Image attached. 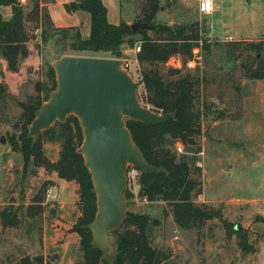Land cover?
I'll list each match as a JSON object with an SVG mask.
<instances>
[{
    "label": "rangeland",
    "instance_id": "rangeland-1",
    "mask_svg": "<svg viewBox=\"0 0 264 264\" xmlns=\"http://www.w3.org/2000/svg\"><path fill=\"white\" fill-rule=\"evenodd\" d=\"M63 1L54 0L53 4V9L62 14ZM200 1L157 0L158 12L154 18L155 24L171 28L180 25L185 30L192 26L210 43L208 53L200 52L196 68L189 66L182 71V75L190 73L202 79L195 88L194 99V110L201 115V135L196 139L199 153L195 164L200 171L194 174L199 181V192L193 195L192 201L196 206L220 209L223 218L236 230L240 228L247 233L254 252L243 253L236 235L228 238L224 226L216 219L198 228H179L166 203H142L138 191L128 187L125 211L149 218V242L162 253L161 264H264V79H246L241 67L243 63L248 68H256L254 59L262 58V54L255 56L244 44L239 48L226 46L234 41L264 40V0H212L210 15L200 13ZM148 2L121 0L122 21L130 27L139 24L137 21ZM18 3L29 13L32 0H18ZM9 14L8 6L0 7L2 19H8ZM34 26L32 20L25 23L30 38L26 46L28 55L18 61L15 72L7 68L0 56V81L7 92L0 113L3 141L0 142V212L4 208L15 211L18 220L15 227L4 228L0 223V264H16L23 256L42 257L43 264H79L83 261L79 236L71 230L80 214L77 185L75 208L71 197L63 199V207L54 194V200H47L48 192L43 184L49 181L46 179L52 171L30 167L22 176L20 154L8 144L9 137L19 133V103L43 94L44 88L49 87L47 70L55 60L77 54L70 50L73 32L65 35L43 26L47 32L43 41L40 30L33 29ZM138 46L136 43L135 47ZM135 47L125 48L119 60L134 61ZM181 62L180 58L173 57L167 66L181 67ZM159 69L168 77L167 67L161 65ZM140 72L138 65L136 73L140 75ZM137 95L140 103L150 108L145 104L142 84ZM218 113L220 119L216 118ZM51 127L52 133L58 132L56 126ZM39 139L45 158L56 162L61 140L49 133L40 135ZM175 147L177 154H182L183 147L179 144ZM33 197L41 198L42 211L29 218L24 211Z\"/></svg>",
    "mask_w": 264,
    "mask_h": 264
},
{
    "label": "trees",
    "instance_id": "trees-1",
    "mask_svg": "<svg viewBox=\"0 0 264 264\" xmlns=\"http://www.w3.org/2000/svg\"><path fill=\"white\" fill-rule=\"evenodd\" d=\"M44 2L32 0L29 13H25L18 0H0V7L8 6L10 9L7 20L0 17V56L5 60L7 68L15 72L18 61L28 55L26 46L30 38L25 23L29 20L35 24L33 29L40 30L43 41L47 36L43 26L65 35L73 32L70 50L77 53L74 56L119 59L125 48L133 49L136 43H139L140 51L136 54V60L141 68L140 84L143 86L145 104L155 113H174L175 117L165 124L155 125L125 121L134 144L147 164L164 169L159 174L141 172L138 179V197H145L148 203H166L171 208L174 224L184 230L198 228L206 221L216 219L224 226L228 238L236 235L238 247L243 253H253L254 248L248 243L247 233L240 228L236 230L232 223L223 218L220 209L209 205L196 206L192 201L193 195L199 192V181L194 174L200 171V167L195 164L196 154L199 153L196 139L201 135V115L194 110V99L195 88L202 79L194 78L190 73L182 75V71L189 66L196 68L200 52L210 51L208 40L203 39L199 30L193 29L192 26L174 31L173 27L155 24L157 0H149L141 19L137 21L139 24H145L146 28H137L135 31L123 21L118 25L110 24L107 20V10L101 0H76L65 4L67 13L81 9L90 15V34L87 39H82L76 27L55 28L47 9L42 6ZM136 36H139V39H136ZM242 44L255 56L262 54L260 59L255 57L257 66L254 69L241 64L244 77L249 80H263L264 40L234 41L226 46L239 48ZM173 57L181 59V67L167 66ZM229 60L232 61L230 58ZM161 65L167 67L168 77L161 74ZM47 75L50 85L44 88L43 94L38 93L35 98H28L27 102L19 103V133L17 136L12 134L8 144L12 151L20 154L22 176L30 167L44 168L46 171L55 172L59 179L77 185L80 214L71 230L79 236L83 256V261L79 264H99L103 252L90 246L91 233L83 229L93 221L97 208L96 197L92 193L91 176L84 166L83 157L76 152L83 141L78 119L72 115L68 116L64 123L55 122L52 125L57 127L58 132L55 131V134L52 133V127L41 133L53 134L61 140L56 162L45 158L40 139L33 142L32 139L26 138L27 127L36 110L47 101L49 94L56 87L55 73L51 66H48ZM6 97L5 85L0 81V113ZM216 118L220 119L221 115ZM177 144L183 147L182 154H177ZM188 154L192 155L188 157ZM50 184L51 182L46 181L43 186L47 190ZM41 202L40 197H33L32 202L25 208V216L31 218L40 213ZM0 223L4 228L17 226L16 212L4 208L0 212ZM150 223L149 218L144 215L126 213L122 226L114 232L118 254L111 260L105 259L103 264H161L162 253L153 249L149 242ZM16 264H43V260L42 257L23 256Z\"/></svg>",
    "mask_w": 264,
    "mask_h": 264
},
{
    "label": "water",
    "instance_id": "water-1",
    "mask_svg": "<svg viewBox=\"0 0 264 264\" xmlns=\"http://www.w3.org/2000/svg\"><path fill=\"white\" fill-rule=\"evenodd\" d=\"M146 28L145 24L131 30ZM183 26L173 25L174 31ZM56 87L42 103L27 127V139L38 141L41 133L68 116L78 119L83 141L76 151L83 157L96 197L97 212L84 226L91 233L90 246L103 252L99 264L115 257L117 231L126 219L125 191L128 166L145 174H159L162 167L150 166L134 144L126 120L145 125L165 124L174 113L158 114L144 107L137 92L140 82L122 69V61L112 58L62 56L51 66ZM2 143V139H0Z\"/></svg>",
    "mask_w": 264,
    "mask_h": 264
},
{
    "label": "crops",
    "instance_id": "crops-1",
    "mask_svg": "<svg viewBox=\"0 0 264 264\" xmlns=\"http://www.w3.org/2000/svg\"><path fill=\"white\" fill-rule=\"evenodd\" d=\"M75 1L76 0H65L62 2V6L64 7L65 4L75 2ZM101 2L103 3V5L105 6L107 10L108 22L112 25H118L122 21V18L120 15L121 0H101ZM53 4H54V0L53 2L45 1L44 4H42V6H44L47 9V12L49 13V16L56 28H75L76 27L78 28L82 39H87L89 37V34H90V15L89 13L81 9L75 12H72V13H67L65 9H63L64 14H62V11L53 9L54 7ZM46 180H49V182H51L50 186H48V189H47V192L49 194L46 192L47 200L48 199L54 200V197L52 195L54 194V196L59 200L61 207H63L64 206L63 199H69L71 197V200H72L71 205L72 207L75 208V206H73L75 205V189H76V184L74 182H66L64 180L59 179L55 172H51V174L47 177ZM77 200L78 199H76V201Z\"/></svg>",
    "mask_w": 264,
    "mask_h": 264
},
{
    "label": "built area",
    "instance_id": "built-area-1",
    "mask_svg": "<svg viewBox=\"0 0 264 264\" xmlns=\"http://www.w3.org/2000/svg\"><path fill=\"white\" fill-rule=\"evenodd\" d=\"M22 1V0H21ZM202 3L203 0L200 1L199 3V11L201 14L203 15H210L212 13L213 10V2L211 0V4L209 7L206 8H202ZM140 51V47H135V50L133 51L135 56L136 54ZM119 60V59H118ZM137 67H138V63L137 60L135 59L134 61H129V60H122V69L125 70L127 72V74L136 82L140 81V75H138V73H136L137 71ZM141 172L135 168H133L132 166H128L125 172L126 175V180H127V187L130 189L132 188L135 191H138L139 186H138V179L140 176ZM139 200L142 203L147 204L148 201L145 197H141L139 198Z\"/></svg>",
    "mask_w": 264,
    "mask_h": 264
},
{
    "label": "clouds",
    "instance_id": "clouds-1",
    "mask_svg": "<svg viewBox=\"0 0 264 264\" xmlns=\"http://www.w3.org/2000/svg\"><path fill=\"white\" fill-rule=\"evenodd\" d=\"M211 4V0H203L202 8L209 7Z\"/></svg>",
    "mask_w": 264,
    "mask_h": 264
}]
</instances>
